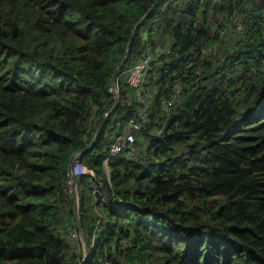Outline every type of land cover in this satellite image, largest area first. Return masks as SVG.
<instances>
[{"label": "trees", "instance_id": "obj_1", "mask_svg": "<svg viewBox=\"0 0 264 264\" xmlns=\"http://www.w3.org/2000/svg\"><path fill=\"white\" fill-rule=\"evenodd\" d=\"M156 1L0 0V264L81 262L83 243L65 239L69 163L112 87L118 106L80 158L122 201L99 205L76 177L83 264H264V0H162L113 86ZM148 49L149 121L136 160L111 158L109 184L110 147L141 110L128 75Z\"/></svg>", "mask_w": 264, "mask_h": 264}, {"label": "built area", "instance_id": "obj_2", "mask_svg": "<svg viewBox=\"0 0 264 264\" xmlns=\"http://www.w3.org/2000/svg\"><path fill=\"white\" fill-rule=\"evenodd\" d=\"M244 26L239 19H236L235 27L233 30L235 32L243 31ZM158 51H165L160 45H157ZM154 60V55L151 50H147L142 57L132 66L129 75L128 83L130 87L135 91L137 99L141 104V110L137 117L129 119L126 123L123 131L115 137L114 142L110 147V155L106 158L104 162L105 172L107 173V178L109 184L111 183L110 178V168L109 162L111 158L117 155L120 152L127 151V158L129 160H136L138 157V150L136 147L137 135L145 129L146 124L149 121V108H150V98L145 92V82L149 68ZM173 100L163 98L162 99V108L165 113L169 114V107ZM156 136L162 135V128L157 127L154 132ZM70 178L67 180L68 192L73 194L75 188H78L76 182V177L81 175H87L89 177L88 187L91 189L93 195L96 197V202H99V205L109 206L116 201H122V198L115 193L111 196L106 195L103 190V181L98 179L97 173L94 169L86 166L80 156H76L70 171ZM72 176L75 177V182L72 179ZM98 197H100L98 199ZM100 219L102 214L98 213ZM65 239L72 245L74 250H78L81 247V238L78 230H72L71 232L65 234ZM83 254L81 256V262L77 264H83L88 258V251H85L83 246ZM108 264V261L105 262Z\"/></svg>", "mask_w": 264, "mask_h": 264}, {"label": "water", "instance_id": "obj_3", "mask_svg": "<svg viewBox=\"0 0 264 264\" xmlns=\"http://www.w3.org/2000/svg\"><path fill=\"white\" fill-rule=\"evenodd\" d=\"M162 0H157L153 6L151 7V9L148 11V13L146 15L143 16V18L135 25L133 31H132V35H131V39H130V42L127 46V50H126V53H125V56L123 58V60L120 62V64L117 66L115 72H114V75H113V79H112V85L114 86V82H115V79H116V76L117 74L119 73L120 69L125 65L126 61H127V58H128V55H129V49H130V45H131V41L135 35V32L136 30L138 29V27L140 26V24L145 20V18L149 15L150 11L152 9H154ZM115 98V102L112 106V108L104 113L101 118H100V121H99V124H98V127H97V130H96V133H95V136L94 138L92 139V141L90 142V144L83 150L81 151H77L75 152L71 159H70V163H69V173L71 171V166H72V163L75 159L76 156H82L87 150L91 149L95 142L97 141L98 137L100 136L101 132L103 131V128L106 124V120L108 118V116L117 108L118 106V103H119V92L118 90L115 88V87H112L111 90H110ZM71 174V173H70ZM72 179L73 181L75 182V177L72 176ZM73 207H74V214H75V219H76V227L80 233V237H81V242L83 243L84 247H85V251L87 252L88 251V248H87V243H86V240H85V236H84V233H83V229H82V223H81V216H80V208H79V194H78V190L77 188H75V191L73 193Z\"/></svg>", "mask_w": 264, "mask_h": 264}, {"label": "rangeland", "instance_id": "obj_4", "mask_svg": "<svg viewBox=\"0 0 264 264\" xmlns=\"http://www.w3.org/2000/svg\"><path fill=\"white\" fill-rule=\"evenodd\" d=\"M81 190H82V188H81ZM108 230V224L107 225H102L98 230H97V234H96V241H98L101 237H102V235H103V232L104 231H107ZM88 243H89V245L91 244V238H89L88 240ZM90 247V250H91V245L89 246Z\"/></svg>", "mask_w": 264, "mask_h": 264}, {"label": "clouds", "instance_id": "obj_5", "mask_svg": "<svg viewBox=\"0 0 264 264\" xmlns=\"http://www.w3.org/2000/svg\"><path fill=\"white\" fill-rule=\"evenodd\" d=\"M81 157V156H80ZM77 190H78V188H77ZM78 230V229H77ZM79 232V231H78ZM80 234V233H79ZM81 238V237H80Z\"/></svg>", "mask_w": 264, "mask_h": 264}]
</instances>
